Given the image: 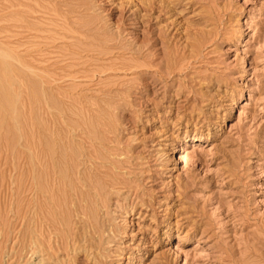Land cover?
Wrapping results in <instances>:
<instances>
[{
	"label": "rangeland",
	"instance_id": "rangeland-1",
	"mask_svg": "<svg viewBox=\"0 0 264 264\" xmlns=\"http://www.w3.org/2000/svg\"><path fill=\"white\" fill-rule=\"evenodd\" d=\"M0 52L25 78L10 92L36 89L20 118L40 110L113 185L84 264H264V0H0ZM0 143V264H41L24 154Z\"/></svg>",
	"mask_w": 264,
	"mask_h": 264
},
{
	"label": "bare ground",
	"instance_id": "bare-ground-1",
	"mask_svg": "<svg viewBox=\"0 0 264 264\" xmlns=\"http://www.w3.org/2000/svg\"><path fill=\"white\" fill-rule=\"evenodd\" d=\"M2 54L0 55V89L2 90H0V92H2L0 94V138L2 137L7 145L10 146L9 149H13L14 152L20 155L24 154L23 159L25 163V169L22 171L24 174V181L19 182V179L13 180L17 182L19 189L22 188L21 192L28 195V197L24 199V201L27 199V205L26 208L25 206L23 207L25 209V211L23 210V216L21 215V207L20 209H16L18 217L26 219L24 220L22 218L25 223L23 224L24 230L21 232L22 238L20 236L22 239L21 242H23V248L27 253H30V259L34 260L38 255L41 264H44L45 262L51 264L52 261H55L56 258L59 257L60 252H65L68 256L72 253L73 259H70V261H72L73 264H77L78 262L84 264L85 260L90 261L89 256H84L79 259L78 255H80V253H84L85 255L89 250H92L94 245L92 242L95 238H97L96 240L105 239L104 236L106 231L102 211L105 210L104 207L111 193L110 188L113 187V185L97 175V171L93 168V166L97 164L92 166L93 161L91 162L90 158L93 151L90 152V154H87L85 152L88 151L86 149V151H84L82 147L79 148L78 144L76 146L78 149H73L74 152L65 150L60 144L61 142L54 141V132V137L50 136L53 137L54 140H50L48 138L47 130L43 125L44 123H42L44 120L43 118L38 117L36 114L37 111L33 112L31 110L24 120L20 118L21 115L23 116V114H21V109L22 107L24 109L26 104H28L27 106L39 104V101L35 98L36 89L32 86H28L30 87V90L28 89L30 91L28 95H31V97L26 98L25 102L24 99L20 98L22 95L19 97L18 95L20 94L15 95L16 93L14 94L10 92V89H12L17 82L20 83V81L25 78L19 69L20 67L17 68L10 62L13 59L7 60V55ZM24 82L26 83V81ZM20 86H18V88H20ZM104 111L105 110H101L102 115L105 113ZM92 131H90V133H92ZM87 132L89 133V131ZM100 133L101 132H99L98 137H100ZM90 137L88 136L90 143L94 142V139L92 140ZM102 139L103 138L101 137V140ZM58 140H60V138ZM202 140L204 139L200 135L192 137V141L197 142ZM95 145H97V143H95L94 146ZM21 146L23 147V150L17 149ZM67 147L69 149V146ZM7 148L8 147H6V149ZM100 151L98 150V152ZM20 155L19 157H22ZM84 156H86L85 158L89 157L90 159H87L86 161V159L83 158ZM98 156H100V154H98ZM81 159H84L85 161H82ZM88 162H90L91 166H86V163ZM15 170L17 171L18 169ZM21 174L19 173L18 175L22 179L23 175L21 176ZM26 194L24 196H27ZM19 197L20 196H18V198ZM21 197L23 196L21 195ZM18 200L21 201V199ZM23 203H21L22 205L20 204V206H23ZM18 204L19 203L17 202L16 205ZM18 206L16 208H18ZM45 225L47 226L46 228ZM45 232H48L49 235L54 234V240L52 242L45 240ZM94 256H96V254ZM91 257L93 256L91 255Z\"/></svg>",
	"mask_w": 264,
	"mask_h": 264
}]
</instances>
